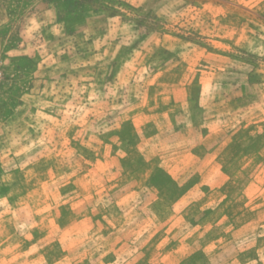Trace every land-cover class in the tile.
<instances>
[{"label": "rangeland", "instance_id": "obj_1", "mask_svg": "<svg viewBox=\"0 0 264 264\" xmlns=\"http://www.w3.org/2000/svg\"><path fill=\"white\" fill-rule=\"evenodd\" d=\"M263 187L264 0H0V264H264Z\"/></svg>", "mask_w": 264, "mask_h": 264}, {"label": "crops", "instance_id": "obj_2", "mask_svg": "<svg viewBox=\"0 0 264 264\" xmlns=\"http://www.w3.org/2000/svg\"><path fill=\"white\" fill-rule=\"evenodd\" d=\"M222 173H224V172H222ZM224 176L227 177V174L224 173ZM223 185H224V181H223L222 177L220 176V178H219L217 181H214L212 187H213V188H221ZM260 190H261L260 197L263 198V196H264V187H263L262 189H260ZM246 205H247V207H246L245 211H247V210L249 209L248 204H246ZM259 212H260V210L255 211V212L253 213V216H252L251 219H254V218L257 216V214H259ZM251 219H248V220L245 222V224L242 225V226L236 231V233L233 232V233L231 234V236H232L234 239L238 238V237H239V233H238V232H239L240 230L245 229V228L251 223V221H252ZM250 220H251V221H250ZM260 232H261V231H260ZM244 239H245V238H244ZM260 261H261V259H260Z\"/></svg>", "mask_w": 264, "mask_h": 264}]
</instances>
